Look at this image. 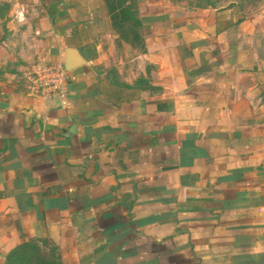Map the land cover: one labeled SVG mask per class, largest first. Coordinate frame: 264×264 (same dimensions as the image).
<instances>
[{"label":"crops","instance_id":"1","mask_svg":"<svg viewBox=\"0 0 264 264\" xmlns=\"http://www.w3.org/2000/svg\"><path fill=\"white\" fill-rule=\"evenodd\" d=\"M212 2H139L129 95L90 61L60 100L19 77L52 27L0 0V264L42 237L64 264H264V0Z\"/></svg>","mask_w":264,"mask_h":264},{"label":"rangeland","instance_id":"2","mask_svg":"<svg viewBox=\"0 0 264 264\" xmlns=\"http://www.w3.org/2000/svg\"><path fill=\"white\" fill-rule=\"evenodd\" d=\"M44 1L25 0L26 12L24 15L26 19L23 23L28 22L35 25L39 23L42 16H45V28L52 27V31L49 29V33H51L49 36H39L43 40L44 46L38 52H33L27 56V61H29L27 67L19 74L24 89L30 93L37 90L40 95L46 97L49 94V97H57L60 100L66 99L69 76L63 69L57 51L50 49V45H57L63 49L72 44L87 62L79 69H83L92 61L93 64L90 65V68L94 70L95 75L106 71L107 77L110 78L109 81L113 84L116 83L118 89L122 87L124 92L129 95L130 89L124 87L122 77H132L137 74L138 65L136 62L138 61L137 56L141 53L140 48H132L118 38V34L111 25L103 0H56L58 4H55L58 5V8L53 4L52 9L45 6ZM142 1L139 0V2ZM212 1L224 5L223 0H178L184 7L207 6L209 3H213ZM32 4L40 8L42 12H32ZM67 8L71 10L72 17L67 14ZM144 28H146L145 25ZM68 40L73 41V43L64 44ZM58 54L61 53L58 52ZM133 64L134 69L131 74L128 70ZM116 68H119L120 73L115 72ZM57 74H60L62 83L59 81L52 85L50 81ZM35 81L36 84H34ZM56 85H58L57 88L52 92ZM49 88L50 90H48ZM60 89L63 95L60 93Z\"/></svg>","mask_w":264,"mask_h":264},{"label":"trees","instance_id":"3","mask_svg":"<svg viewBox=\"0 0 264 264\" xmlns=\"http://www.w3.org/2000/svg\"><path fill=\"white\" fill-rule=\"evenodd\" d=\"M118 38L132 48L145 52L141 34L144 24L139 17V0H103ZM213 6L212 3L208 4ZM207 5V6H208ZM3 264H64L58 246L48 238L25 241L4 257Z\"/></svg>","mask_w":264,"mask_h":264},{"label":"water","instance_id":"4","mask_svg":"<svg viewBox=\"0 0 264 264\" xmlns=\"http://www.w3.org/2000/svg\"><path fill=\"white\" fill-rule=\"evenodd\" d=\"M86 64L85 58L77 49L67 48L64 51L63 55V69L65 72L69 73L70 71L81 67Z\"/></svg>","mask_w":264,"mask_h":264},{"label":"built area","instance_id":"5","mask_svg":"<svg viewBox=\"0 0 264 264\" xmlns=\"http://www.w3.org/2000/svg\"><path fill=\"white\" fill-rule=\"evenodd\" d=\"M57 77H58V79H57ZM52 78H54L53 80H51L50 82L52 83V85H55L57 82H59L60 81V83H62L61 82V77H60V74L58 75H54ZM37 82L35 81L34 82V84H36ZM45 85H48V83H45ZM63 85V84H62ZM41 87H42V85H40ZM57 86L58 85H56L53 89H52V92H54L55 91V88H57ZM36 89H37V86H36ZM48 90H50V88L48 89ZM33 93L34 94H39V92L37 91V90H34L33 91ZM60 93H62V91H61V89H60ZM62 95H63V93H62ZM50 95L49 94H47V97H49ZM52 96V95H51Z\"/></svg>","mask_w":264,"mask_h":264}]
</instances>
